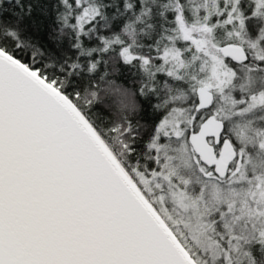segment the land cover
<instances>
[{"label": "snow or ice", "instance_id": "obj_1", "mask_svg": "<svg viewBox=\"0 0 264 264\" xmlns=\"http://www.w3.org/2000/svg\"><path fill=\"white\" fill-rule=\"evenodd\" d=\"M0 264H264V0H0Z\"/></svg>", "mask_w": 264, "mask_h": 264}]
</instances>
